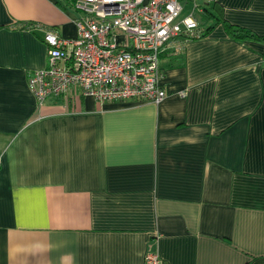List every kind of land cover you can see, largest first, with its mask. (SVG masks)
<instances>
[{
	"label": "crops",
	"instance_id": "0c3cea01",
	"mask_svg": "<svg viewBox=\"0 0 264 264\" xmlns=\"http://www.w3.org/2000/svg\"><path fill=\"white\" fill-rule=\"evenodd\" d=\"M218 23L161 60L168 96L40 106L45 33L78 37L71 0H0V264H264V0H183ZM195 3L199 7L195 9Z\"/></svg>",
	"mask_w": 264,
	"mask_h": 264
},
{
	"label": "built area",
	"instance_id": "2783aa9c",
	"mask_svg": "<svg viewBox=\"0 0 264 264\" xmlns=\"http://www.w3.org/2000/svg\"><path fill=\"white\" fill-rule=\"evenodd\" d=\"M80 14L78 37L47 29L48 66L29 75L40 106L73 90L98 102H152L168 96L163 54L184 52L203 36L195 12L184 15L183 0H71ZM199 7L195 3V9ZM145 264H167L150 248Z\"/></svg>",
	"mask_w": 264,
	"mask_h": 264
},
{
	"label": "trees",
	"instance_id": "16d2710c",
	"mask_svg": "<svg viewBox=\"0 0 264 264\" xmlns=\"http://www.w3.org/2000/svg\"><path fill=\"white\" fill-rule=\"evenodd\" d=\"M203 6L205 8V12L207 13V17H205L203 22L206 23L208 17L212 20V23L206 25V29L203 33L208 34L212 31L216 24L223 23L229 34L236 40L244 41L247 39H259L249 30L235 26L225 20L223 16V8L218 1H213L212 3L205 2Z\"/></svg>",
	"mask_w": 264,
	"mask_h": 264
},
{
	"label": "rangeland",
	"instance_id": "374dc122",
	"mask_svg": "<svg viewBox=\"0 0 264 264\" xmlns=\"http://www.w3.org/2000/svg\"><path fill=\"white\" fill-rule=\"evenodd\" d=\"M197 16H198L200 19L202 18V15H201V14H198V13H197Z\"/></svg>",
	"mask_w": 264,
	"mask_h": 264
}]
</instances>
